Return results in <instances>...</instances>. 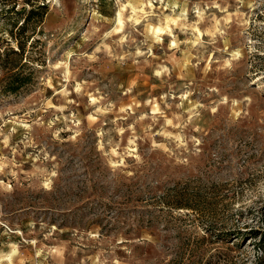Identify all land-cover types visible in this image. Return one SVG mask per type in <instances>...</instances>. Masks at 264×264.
<instances>
[{
	"label": "rangeland",
	"instance_id": "rangeland-1",
	"mask_svg": "<svg viewBox=\"0 0 264 264\" xmlns=\"http://www.w3.org/2000/svg\"><path fill=\"white\" fill-rule=\"evenodd\" d=\"M45 3L1 67L0 264H264V0Z\"/></svg>",
	"mask_w": 264,
	"mask_h": 264
},
{
	"label": "trees",
	"instance_id": "trees-1",
	"mask_svg": "<svg viewBox=\"0 0 264 264\" xmlns=\"http://www.w3.org/2000/svg\"><path fill=\"white\" fill-rule=\"evenodd\" d=\"M31 3L27 1V4ZM26 4V3H24ZM48 5L45 0H38L35 3H31L30 7L26 10L20 20L13 23L12 29H10L11 36L15 35L16 46L4 47L0 46V95H1V67H3V80L2 91L6 93L18 92L27 82L30 80L31 73H25L24 68V49L28 41L34 40V34L41 28V23L47 12ZM25 10V5L21 7V11ZM30 28V33L23 36L25 32ZM21 35V37H17ZM13 57L8 59L9 55ZM9 60V61H8ZM2 62V63H1ZM264 243V236L260 238Z\"/></svg>",
	"mask_w": 264,
	"mask_h": 264
},
{
	"label": "bare ground",
	"instance_id": "bare-ground-1",
	"mask_svg": "<svg viewBox=\"0 0 264 264\" xmlns=\"http://www.w3.org/2000/svg\"><path fill=\"white\" fill-rule=\"evenodd\" d=\"M118 21L121 22L120 17L118 18Z\"/></svg>",
	"mask_w": 264,
	"mask_h": 264
}]
</instances>
